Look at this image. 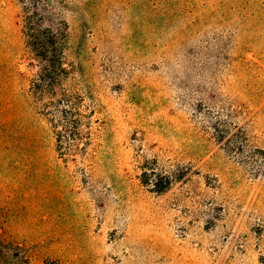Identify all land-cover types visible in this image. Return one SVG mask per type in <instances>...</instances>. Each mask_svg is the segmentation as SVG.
Here are the masks:
<instances>
[{"label":"rangeland","instance_id":"374dc122","mask_svg":"<svg viewBox=\"0 0 264 264\" xmlns=\"http://www.w3.org/2000/svg\"><path fill=\"white\" fill-rule=\"evenodd\" d=\"M25 3L0 0V232L28 264H264V0L39 4L83 97L63 149Z\"/></svg>","mask_w":264,"mask_h":264},{"label":"trees","instance_id":"16d2710c","mask_svg":"<svg viewBox=\"0 0 264 264\" xmlns=\"http://www.w3.org/2000/svg\"><path fill=\"white\" fill-rule=\"evenodd\" d=\"M23 1V0H22ZM23 33L26 42L39 62L38 76L32 81V92L36 99L43 101L46 114L51 115L61 149L62 139L78 134L80 125V106L83 97L77 89L67 87L64 82L72 76L71 66L66 62L65 50L68 48L70 34L66 22H60L57 28L44 24L45 15L40 11L51 5V0H24ZM59 110L60 118H56L55 110ZM64 129L70 132L65 134ZM171 183L170 178L166 179ZM30 255L13 239L6 238L0 232V264H28Z\"/></svg>","mask_w":264,"mask_h":264}]
</instances>
